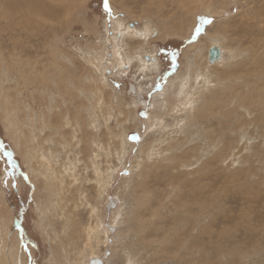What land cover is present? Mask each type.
I'll return each instance as SVG.
<instances>
[{
  "label": "rangeland",
  "instance_id": "obj_1",
  "mask_svg": "<svg viewBox=\"0 0 264 264\" xmlns=\"http://www.w3.org/2000/svg\"><path fill=\"white\" fill-rule=\"evenodd\" d=\"M63 1L0 14V264H264V0Z\"/></svg>",
  "mask_w": 264,
  "mask_h": 264
},
{
  "label": "bare ground",
  "instance_id": "obj_2",
  "mask_svg": "<svg viewBox=\"0 0 264 264\" xmlns=\"http://www.w3.org/2000/svg\"><path fill=\"white\" fill-rule=\"evenodd\" d=\"M56 1H58V0H54V2H56ZM61 1V0H60ZM65 1L66 2H73L74 0H64L63 2V4H65ZM196 1V0H195ZM201 1V0H200ZM203 1V0H202ZM224 1V0H223ZM225 1H227V0H225ZM46 0H0V12H2V13H0V14H3L4 15V17H6V18H9V17H11V16H13V17H16V18H18L19 20H20V18H22L23 20L25 19V21H27V20H30V17L31 16H33V15H35L36 13L39 15V16H43V14H44V12L48 9V6L46 5ZM204 3V2H203ZM224 3H226V2H224ZM62 4V3H61ZM62 4V5H63ZM207 4V3H206ZM206 4H204V6L203 7H205L206 6ZM60 5V4H59ZM61 5V6H62ZM193 5V4H192ZM195 6V5H194ZM202 6V5H201ZM210 6V5H209ZM221 5H219V7H220ZM222 6H223V3H222ZM221 6V7H222ZM33 8H35L36 9V11H34V13L32 12V13H30V11L31 10H33ZM210 9L212 8V7H209ZM208 8V9H209ZM201 9V8H200ZM205 9V8H204ZM203 10V9H202ZM220 10V9H219ZM208 12V11H207ZM210 12H213V13H217L218 15H221V11H218V10H215L214 8H212L211 9V11ZM223 12V11H222ZM48 13V12H47ZM50 13V12H49ZM46 14V13H45ZM44 14V15H45ZM54 14V13H53ZM48 15V14H47ZM1 16V15H0ZM12 18V17H11ZM10 18V19H11ZM44 18V17H43ZM47 18V17H46ZM33 20V19H32ZM11 21V20H10ZM24 21V22H25ZM58 21V20H57ZM35 22V21H34ZM39 23V22H38ZM25 24V23H24ZM30 24V23H29ZM185 26V25H184ZM131 27V26H130ZM119 28V27H118ZM127 29V28H126ZM129 30H131L130 28H128ZM184 31H185V29H183ZM16 31V30H15ZM181 31H182V28L180 27V29L178 30V33H181ZM130 32V31H129ZM137 32H140V33H142L141 35L142 36H144V32L143 31H141V30H136L135 31V34L136 35H138L137 34ZM175 32H177L176 31V29H172L171 28V30L168 32V34H171L172 35V33H175ZM185 33H186V31H185ZM120 34V33H119ZM167 34V35H168ZM140 35V36H141ZM120 37V36H119ZM147 37V36H146ZM20 38V37H19ZM145 38V37H144ZM212 39H214V38H212ZM217 40V39H216ZM229 40V39H228ZM219 42V41H218ZM226 44V43H225ZM224 44V45H225ZM118 45V44H117ZM116 45V46H117ZM193 44H191V46H192ZM214 46H216V47H218L219 49H220V57L218 58V59H216V60H214V61H212V66H214L217 62H219V61H221L222 60V54H223V48L224 47H220V45L218 44H212V45H210L209 46V48L207 49V60H208V52H209V49H210V47H214ZM16 48V47H15ZM18 48V47H17ZM118 50V49H117ZM14 51V50H13ZM11 52V51H10ZM228 52V51H227ZM237 52V51H236ZM239 53H240V51H238ZM17 53H18V51H17ZM16 52H15V55L17 54ZM138 53V52H137ZM199 53V52H198ZM121 54V53H120ZM12 55L14 56V54L12 53ZM18 55V54H17ZM126 55V54H125ZM232 55V54H231ZM153 56V55H152ZM155 57V59H156V56H154ZM141 60V59H140ZM150 60V59H149ZM150 61H152V60H150ZM217 61V62H216ZM154 62V61H153ZM224 62V61H223ZM210 63H211V61H210ZM221 63V62H220ZM209 64V63H208ZM217 65V64H216ZM210 66V65H209ZM211 67V66H210ZM209 67V68H210ZM141 69H143L142 67H140ZM203 68V67H202ZM206 68V67H205ZM214 68V67H213ZM216 68V67H215ZM204 69V68H203ZM211 69H212V67H211ZM210 69V70H211ZM216 71V70H215ZM63 72V71H62ZM256 72V71H255ZM209 73H211V72H209ZM142 75H143V73H142ZM235 76V75H234ZM140 77V76H139ZM138 77V78H139ZM142 77H144V75L142 76ZM41 79V78H40ZM57 79V78H56ZM60 80H61V78H59ZM39 80V79H38ZM63 81V80H62ZM236 93V92H235ZM232 94V93H231ZM243 94V93H242ZM8 100V99H7ZM2 102H3V100H2ZM5 109V108H4ZM27 111V110H26ZM219 111V110H218ZM3 114V113H2ZM29 114H30V112H29ZM8 116V115H7ZM24 116H25V114H24ZM24 116H22V118L24 117ZM83 118V117H82ZM6 120V119H5ZM7 120H8V118H7ZM9 121V120H8ZM16 121V120H15ZM22 121H23V119H22ZM17 122V121H16ZM19 122V121H18ZM17 122V123H18ZM55 122V121H54ZM11 123V122H10ZM21 123V122H20ZM11 131V130H10ZM9 131V132H10ZM217 136V135H216ZM22 141H24V140H22ZM24 143V142H23ZM26 143H27V141H26ZM27 145V144H26ZM41 161H45V160H41ZM47 161V160H46ZM48 161H49V159H48ZM42 163V162H41ZM38 164V163H37ZM46 164V163H45ZM42 165V164H41ZM48 165V164H47ZM46 165V166H47ZM63 165V164H62ZM38 166V165H37ZM49 166V165H48ZM39 167H40V165H39ZM39 167H37V168H39ZM43 167L45 168V166L43 165ZM48 170V169H47ZM47 174V173H46ZM47 185H49V184H47ZM51 185V184H50ZM205 203V202H204ZM200 204V203H199ZM202 204V203H201ZM72 225V224H71ZM73 227V226H72ZM8 230H10V228L8 229ZM14 230V229H13ZM15 231V230H14ZM6 232H9V231H6ZM12 232V231H11ZM83 232V231H82ZM7 239V238H6ZM9 240V239H8ZM11 241V240H10ZM14 241V240H13ZM7 243V242H6ZM9 243H11V242H9ZM8 244V243H7ZM13 244V243H12ZM11 244V245H12ZM14 245V244H13ZM6 246V245H5ZM8 247H10L11 248V246H8ZM14 247H15V245H14ZM18 247V246H17ZM7 249V248H6ZM12 249V248H11ZM8 251V250H7ZM6 252V251H5ZM11 253H12V251H10ZM10 252H8V259L10 260L9 262L11 263H13V256H12V254L10 253ZM4 257V256H3ZM18 258V257H17ZM92 258V257H91ZM99 258V257H98ZM90 259V258H89ZM102 260V259H101ZM89 261V260H88ZM88 261H87V264H88ZM104 264V263H103Z\"/></svg>",
  "mask_w": 264,
  "mask_h": 264
},
{
  "label": "water",
  "instance_id": "obj_3",
  "mask_svg": "<svg viewBox=\"0 0 264 264\" xmlns=\"http://www.w3.org/2000/svg\"><path fill=\"white\" fill-rule=\"evenodd\" d=\"M130 25L133 26V23H130ZM137 34L141 35L142 33L137 32ZM219 57H220V49L218 47H216V46L210 47L209 52H208V60L212 62V61L218 59ZM145 58L146 59H150V60H152L154 62L156 61L155 57L151 56V55H146ZM138 69L140 71L144 70V69H141V68H138ZM88 264H103V261L100 258H98V257H92V258L89 259Z\"/></svg>",
  "mask_w": 264,
  "mask_h": 264
},
{
  "label": "snow or ice",
  "instance_id": "obj_4",
  "mask_svg": "<svg viewBox=\"0 0 264 264\" xmlns=\"http://www.w3.org/2000/svg\"><path fill=\"white\" fill-rule=\"evenodd\" d=\"M103 7L106 13H108L109 16L112 14V9L109 4V0H103ZM213 21L209 17L206 16H200L199 17V26L196 28L197 35L201 32V30L204 28V25L211 24ZM174 55V54H173ZM131 139L138 140V137L132 136ZM11 154H9L10 156Z\"/></svg>",
  "mask_w": 264,
  "mask_h": 264
},
{
  "label": "flooded vegetation",
  "instance_id": "obj_5",
  "mask_svg": "<svg viewBox=\"0 0 264 264\" xmlns=\"http://www.w3.org/2000/svg\"><path fill=\"white\" fill-rule=\"evenodd\" d=\"M146 57V56H145Z\"/></svg>",
  "mask_w": 264,
  "mask_h": 264
}]
</instances>
